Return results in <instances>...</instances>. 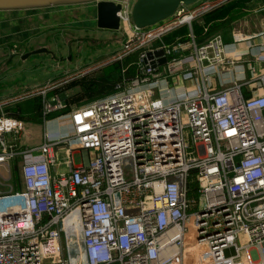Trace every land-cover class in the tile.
I'll return each instance as SVG.
<instances>
[{
    "label": "built area",
    "instance_id": "built-area-1",
    "mask_svg": "<svg viewBox=\"0 0 264 264\" xmlns=\"http://www.w3.org/2000/svg\"><path fill=\"white\" fill-rule=\"evenodd\" d=\"M115 1L113 93L71 107L53 83L0 104V167L22 162V187L0 191V264H264V38L252 59L199 41L194 23L233 0L145 28ZM36 96L42 140L20 149L32 130L4 106Z\"/></svg>",
    "mask_w": 264,
    "mask_h": 264
},
{
    "label": "rangeland",
    "instance_id": "rangeland-1",
    "mask_svg": "<svg viewBox=\"0 0 264 264\" xmlns=\"http://www.w3.org/2000/svg\"><path fill=\"white\" fill-rule=\"evenodd\" d=\"M1 12L0 88L12 93L10 96H26L56 83L60 85L51 94H59L73 107L114 92L113 85L120 78V62H108L124 45L127 36L119 30L98 27L95 2ZM259 18L241 21L235 30L254 31L259 28L256 26ZM39 48L46 50L23 57ZM13 105L10 104L7 110L12 111ZM34 124L33 134L19 140L20 149L37 145L42 140L43 130L38 122ZM91 155L76 152L75 163L79 164ZM64 158L65 154L60 153L59 160ZM59 168L65 170L67 167L60 165ZM21 170L20 157L7 167H0V191L20 189ZM185 264L193 263L186 261Z\"/></svg>",
    "mask_w": 264,
    "mask_h": 264
},
{
    "label": "crops",
    "instance_id": "crops-1",
    "mask_svg": "<svg viewBox=\"0 0 264 264\" xmlns=\"http://www.w3.org/2000/svg\"><path fill=\"white\" fill-rule=\"evenodd\" d=\"M22 11H25V10H22ZM2 13L3 12L0 11V14ZM254 14H257V15L253 16ZM250 16L254 18H259V16L261 17L259 18V23H257L256 25L257 27H259L258 29L254 31L246 29V28L243 30H237V29L235 30L239 22L247 21L249 18H251ZM194 29L199 38V41H204L208 37L220 34L223 37L225 43L228 45L229 51L241 53L242 58L252 59L253 53H255L257 49L255 50V47L251 48L250 46L255 45L256 43H259L260 40L261 39L263 40L264 38L262 36H259V34L264 30V0H233L226 6L222 7L221 9L219 8L218 10L208 13L203 18H201L199 21L195 22ZM185 31H186V28H183L181 31H179V33H185ZM235 31H240L244 35H252L253 37L248 40L242 41V42H236L234 41V38H233V33ZM5 64L7 65V62ZM244 71L245 73H243L241 70L238 71L236 73L237 76L239 77L245 76L247 78L252 76V73L250 70L245 69ZM2 82L3 80L1 81V83ZM1 85H5V84H1ZM1 92H5V88L2 89L1 87L0 93ZM2 94L4 95L0 96V104L3 103V101H6L16 96V95L10 96V94L12 93H9V92L8 93L5 92ZM245 94L246 96H249V93L246 90H245ZM14 104L15 105H13V107H17V111H14V112H16V114L19 113L18 115L21 118L26 120L27 126L32 130V133L34 129L33 126L35 125L34 123H37V122L38 124H40V127L43 130L44 126H43L41 118L36 119L38 115L41 116L42 107H40L39 110L36 109L37 102L35 100L25 99V100L16 102ZM8 106H4V108H5V111L10 112L9 110H7ZM11 112H13V110ZM57 116L59 115H55L53 116V118ZM37 126L38 125H35L34 127L37 128Z\"/></svg>",
    "mask_w": 264,
    "mask_h": 264
},
{
    "label": "water",
    "instance_id": "water-1",
    "mask_svg": "<svg viewBox=\"0 0 264 264\" xmlns=\"http://www.w3.org/2000/svg\"><path fill=\"white\" fill-rule=\"evenodd\" d=\"M199 0H135L132 7L131 18L138 28H145L158 24L172 17L182 5H192ZM95 2L97 25L99 28L118 31L120 17L118 12L121 4L115 0H0V11L34 10L56 6L76 5ZM46 50L39 48L23 55L40 53ZM163 62V61H162Z\"/></svg>",
    "mask_w": 264,
    "mask_h": 264
},
{
    "label": "trees",
    "instance_id": "trees-1",
    "mask_svg": "<svg viewBox=\"0 0 264 264\" xmlns=\"http://www.w3.org/2000/svg\"><path fill=\"white\" fill-rule=\"evenodd\" d=\"M221 9V8H220ZM218 10V9H217ZM50 95H52V94H50ZM27 100H35L36 102H37V105H36V109H40V107H42V99H41V97L40 96H36V97H33V98H31V99H27ZM69 104V103H68ZM12 108V110H13V114H16V112H14V111H17V107H11ZM69 109H70V107H68V108H66V109H64V110H62V111H57V112H54V113H52L51 115H50V117H53V116H55V115H62V114H65V113H67L68 111H69ZM11 112V111H10ZM19 113H17L16 115H18ZM19 116V115H18Z\"/></svg>",
    "mask_w": 264,
    "mask_h": 264
}]
</instances>
